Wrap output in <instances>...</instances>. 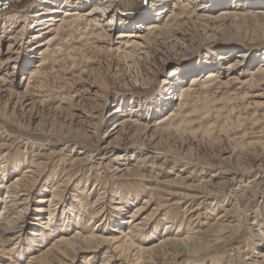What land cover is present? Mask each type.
Returning <instances> with one entry per match:
<instances>
[{"label":"rangeland","instance_id":"1","mask_svg":"<svg viewBox=\"0 0 264 264\" xmlns=\"http://www.w3.org/2000/svg\"><path fill=\"white\" fill-rule=\"evenodd\" d=\"M156 2L0 0V264H264V0Z\"/></svg>","mask_w":264,"mask_h":264},{"label":"bare ground","instance_id":"2","mask_svg":"<svg viewBox=\"0 0 264 264\" xmlns=\"http://www.w3.org/2000/svg\"><path fill=\"white\" fill-rule=\"evenodd\" d=\"M157 2V4L159 5V4H161L162 5V2H163V0H156ZM182 2H183V0H182ZM241 6H242V4H241ZM165 8V7H164ZM104 10L105 11H108V9H105L104 8ZM160 10L161 9H159V11H157L158 13L160 12ZM53 11V13H56L57 12V10H52ZM105 11H104V13H105ZM60 12V11H59ZM111 12V11H110ZM163 12V11H162ZM264 11H261L260 13L262 14ZM50 13H52V12H50ZM52 13V14H53ZM103 13V14H104ZM41 15H43L44 13H40ZM92 14V12H90L88 15H91ZM162 14V13H161ZM67 15H72V16H74V15H78L77 13H75V12H72V13H70V14H68V13H66V14H64V17L65 16H67ZM83 17V16H82ZM54 18L53 17H50V18H45L44 20H40V22H39V28H38V32H39V35L41 34V32L42 31H44V30H46L47 31V28L49 29L50 27H52L53 25H55L53 22H51V20H53ZM78 19H80V18H78ZM47 20H49V21H47ZM75 20H77V18H74V20H71V21H75ZM46 21V22H45ZM68 22H70V20L68 19ZM109 23H112V22H109ZM51 29V28H50ZM52 29L54 30V28L52 27ZM58 27H56L55 28V30H56V32L58 31ZM110 29V28H109ZM112 29V28H111ZM156 30H158V28H157V25H155L154 23H151V24H148V26H146V28H145V35L147 36V35H149V34H152V33H155V31ZM52 40H54V38H49L44 44H49L50 43V41H52ZM9 57V56H8ZM12 57V56H11ZM10 57V58H11ZM222 58V57H221ZM238 65H240V63H238ZM235 66H237V62L235 63H233V62H231L228 66H226L225 68L228 70V71H231V69H233ZM173 69V68H172ZM176 75V74H178V72L174 69V70H172L171 72H170V75ZM219 77H220V73L219 72H217V73H215L214 71H212V72H210L209 74H208V76L206 77V78H215V79H218L219 80ZM209 80V79H208ZM213 81V80H212ZM194 83V82H193ZM192 83V84H193ZM185 98V96L184 95H181L180 96V99L179 100H183ZM170 115H174V113L172 112ZM123 123V121H121V122H118V124L117 125H115V127L114 128H117L118 126H120L121 124ZM113 151L112 150H107L106 152H105V154L101 157V159H107L108 157H112L113 156ZM108 154V155H107ZM118 157V156H117ZM93 155L92 154H90L89 155V161H92L93 159ZM116 158V156L114 157V159ZM78 160H81L80 158L78 159ZM77 160V161H78ZM101 163V162H100ZM28 171H30V170H28ZM237 178V176L236 175H234V176H232L231 178H230V180H233V179H236ZM197 193V192H196ZM196 193H192V195H190L189 196V194H187L186 195V198H187V196H189L188 198H190V197H192V198H199V197H202V196H198V194H196ZM208 194H212V193H208ZM237 201H238V203L237 204H239L240 205V199H237ZM144 203H145V205L144 206H142V207H137L136 208V210L134 211L135 212V214H133V216H132V218L129 220V222H128V224H130V225H133L132 227H131V230L132 229H140L143 225H144V222L147 220V216H144V217H140V215H141V211L143 210V211H145L148 207H150V204H148V201H144ZM231 203V202H230ZM19 204H22V202L20 201V203ZM236 203H234V205H233V207H235V205H237ZM9 207L8 206H5V208L4 209H8ZM236 210V207L234 208V210L232 209V211H230V210H228V211H226L225 212V214H229V215H224L223 216V218H225V219H229V218H231L232 216H231V214L230 213H232V212H234ZM7 211V210H6ZM237 212V211H236ZM236 212H234L235 214H237ZM234 213H232V214H234ZM242 214H243V212H242ZM241 215V214H240ZM229 217V218H228ZM224 219V220H225ZM166 221V220H165ZM168 221V220H167ZM255 221V220H254ZM222 222V221H221ZM229 223H230V225L231 224H233L234 223V220H229L228 221ZM225 223V222H224ZM239 223V222H238ZM257 223V222H256ZM254 224V223H253ZM240 224H235V225H233V226H235V227H240L239 226ZM256 225V224H255ZM262 225H264L263 223H261L260 224V226H262ZM259 230V229H258ZM234 231V230H233ZM132 232V231H131ZM179 232V231H178ZM90 237H93V235H90ZM189 237H186V238H184L185 240L186 239H188ZM180 238H173V240H179ZM263 241H264V236H263ZM168 240H171V239H168ZM230 241V240H229ZM103 244L104 243H106V241H103L102 242ZM264 261V260H263ZM105 264H108V262H105Z\"/></svg>","mask_w":264,"mask_h":264}]
</instances>
